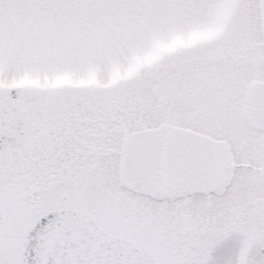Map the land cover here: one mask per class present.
<instances>
[{"label": "snow or ice", "instance_id": "obj_1", "mask_svg": "<svg viewBox=\"0 0 264 264\" xmlns=\"http://www.w3.org/2000/svg\"><path fill=\"white\" fill-rule=\"evenodd\" d=\"M0 264H264V0H0Z\"/></svg>", "mask_w": 264, "mask_h": 264}]
</instances>
